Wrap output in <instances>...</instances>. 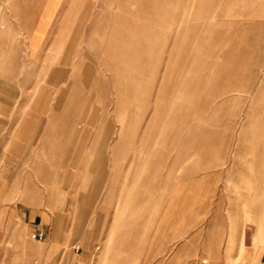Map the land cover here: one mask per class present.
I'll return each mask as SVG.
<instances>
[{"label":"rangeland","instance_id":"1","mask_svg":"<svg viewBox=\"0 0 264 264\" xmlns=\"http://www.w3.org/2000/svg\"><path fill=\"white\" fill-rule=\"evenodd\" d=\"M0 264H264V0H0Z\"/></svg>","mask_w":264,"mask_h":264},{"label":"crops","instance_id":"2","mask_svg":"<svg viewBox=\"0 0 264 264\" xmlns=\"http://www.w3.org/2000/svg\"><path fill=\"white\" fill-rule=\"evenodd\" d=\"M23 215L25 218L26 229L30 230L32 233L45 232V215H47L46 213H42L41 211L28 210L24 212Z\"/></svg>","mask_w":264,"mask_h":264},{"label":"built area","instance_id":"3","mask_svg":"<svg viewBox=\"0 0 264 264\" xmlns=\"http://www.w3.org/2000/svg\"><path fill=\"white\" fill-rule=\"evenodd\" d=\"M31 237L35 240L42 241L45 239V233L44 232H34L31 234ZM206 260H203L202 263H206Z\"/></svg>","mask_w":264,"mask_h":264}]
</instances>
